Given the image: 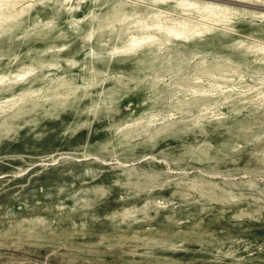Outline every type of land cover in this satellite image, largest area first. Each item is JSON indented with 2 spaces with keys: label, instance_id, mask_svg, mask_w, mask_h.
<instances>
[{
  "label": "rangeland",
  "instance_id": "374dc122",
  "mask_svg": "<svg viewBox=\"0 0 264 264\" xmlns=\"http://www.w3.org/2000/svg\"><path fill=\"white\" fill-rule=\"evenodd\" d=\"M197 1L233 29L133 57L111 50L177 0L0 24V264H264V0Z\"/></svg>",
  "mask_w": 264,
  "mask_h": 264
},
{
  "label": "bare ground",
  "instance_id": "6f19581e",
  "mask_svg": "<svg viewBox=\"0 0 264 264\" xmlns=\"http://www.w3.org/2000/svg\"><path fill=\"white\" fill-rule=\"evenodd\" d=\"M22 1L24 0H0V24L6 20L15 19L17 15L23 12L24 7L21 6L22 8L20 10L13 13V11L16 10V6ZM68 1L69 0H62V4L64 3L67 6ZM176 3V6L181 8L184 12V17L173 18L167 15L161 16L162 14L160 12H156L152 15V20L150 21L137 18L136 24L134 25L135 28L130 32L128 39L123 44L113 48L111 50V55L133 57L146 47L150 48L152 46H157V48H160V45L172 39L190 40L200 36L205 31H212L216 28H222L228 31L233 29L232 26H234V18L237 11L230 5L220 2L201 4L197 0H177ZM79 7L80 6H78V8ZM260 17L263 18L264 14H261ZM252 45L250 48H252ZM255 50L264 54V42L257 44ZM25 73L26 72H24L23 75H25ZM6 77L7 74H0V84L4 83ZM17 102L18 101L13 100L12 106ZM0 109L2 108L0 107ZM151 120L152 119H150V121Z\"/></svg>",
  "mask_w": 264,
  "mask_h": 264
}]
</instances>
